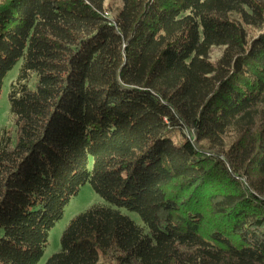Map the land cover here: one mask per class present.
Listing matches in <instances>:
<instances>
[{"label":"trees","instance_id":"obj_1","mask_svg":"<svg viewBox=\"0 0 264 264\" xmlns=\"http://www.w3.org/2000/svg\"><path fill=\"white\" fill-rule=\"evenodd\" d=\"M18 60L0 264L85 182L45 264H264V0H0V89Z\"/></svg>","mask_w":264,"mask_h":264},{"label":"rangeland","instance_id":"obj_2","mask_svg":"<svg viewBox=\"0 0 264 264\" xmlns=\"http://www.w3.org/2000/svg\"><path fill=\"white\" fill-rule=\"evenodd\" d=\"M114 14V12H109L110 17H113ZM221 52V47L212 48L210 54L211 59H217ZM20 64L21 60H18L14 66L6 72L0 89V132L2 130H6L8 134L12 136L13 142L16 141L17 137V124L15 117L10 111L8 93L10 83L15 80L18 75ZM36 81L37 78L34 75L32 81L29 83L31 88L35 87ZM93 204L108 205V203L92 189L91 185L88 182H85L80 186L78 191L70 197L63 208L61 217L49 229L43 254L35 264H45L47 259L60 249V237L66 225L75 215L84 211ZM120 210L122 213L128 215L137 224H141V220L137 213L128 211L124 208H120Z\"/></svg>","mask_w":264,"mask_h":264},{"label":"built area","instance_id":"obj_3","mask_svg":"<svg viewBox=\"0 0 264 264\" xmlns=\"http://www.w3.org/2000/svg\"><path fill=\"white\" fill-rule=\"evenodd\" d=\"M106 15H108V16H109V13L107 12V13H106Z\"/></svg>","mask_w":264,"mask_h":264}]
</instances>
